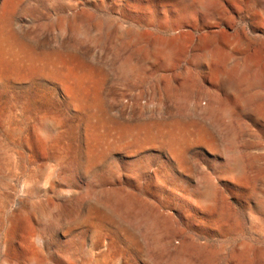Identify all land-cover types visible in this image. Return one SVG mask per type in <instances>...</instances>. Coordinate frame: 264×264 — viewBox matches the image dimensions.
Instances as JSON below:
<instances>
[{
	"label": "rangeland",
	"instance_id": "1",
	"mask_svg": "<svg viewBox=\"0 0 264 264\" xmlns=\"http://www.w3.org/2000/svg\"><path fill=\"white\" fill-rule=\"evenodd\" d=\"M0 264H264V0H0Z\"/></svg>",
	"mask_w": 264,
	"mask_h": 264
},
{
	"label": "bare ground",
	"instance_id": "2",
	"mask_svg": "<svg viewBox=\"0 0 264 264\" xmlns=\"http://www.w3.org/2000/svg\"><path fill=\"white\" fill-rule=\"evenodd\" d=\"M173 44V43H171ZM176 44V43H175ZM171 47V46H170ZM174 47V46H172ZM211 65V64H210ZM128 67V66H127ZM240 85V84H239ZM238 85V86H239ZM234 87V86H233ZM200 106V105H199ZM210 106V105H209ZM202 107V106H201ZM205 108V107H204ZM206 110V109H205ZM218 111L219 109H214ZM230 110V109H229ZM200 111V110H199ZM214 117V116H213ZM218 117V116H217ZM217 179V178H216ZM127 191V190H126ZM125 192V191H124ZM129 194V193H128ZM139 198V197H138ZM210 198V193L208 190H205L202 194L199 196V203L202 205L203 208H206L208 206V199ZM126 200V199H125ZM130 202V201H129ZM120 203V202H119ZM126 204V203H125ZM133 206V205H132ZM141 206V205H140ZM124 207V206H123ZM130 208V207H129ZM199 212V211H198ZM149 213V212H148ZM147 219V218H146ZM147 222V221H146ZM152 228V227H151ZM157 235V234H156Z\"/></svg>",
	"mask_w": 264,
	"mask_h": 264
}]
</instances>
